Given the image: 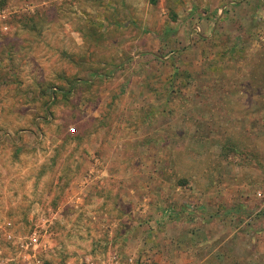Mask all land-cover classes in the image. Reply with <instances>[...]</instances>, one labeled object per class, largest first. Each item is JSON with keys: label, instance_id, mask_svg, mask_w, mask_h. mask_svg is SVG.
<instances>
[{"label": "rangeland", "instance_id": "1", "mask_svg": "<svg viewBox=\"0 0 264 264\" xmlns=\"http://www.w3.org/2000/svg\"><path fill=\"white\" fill-rule=\"evenodd\" d=\"M110 1L0 0V222L50 264H257L264 3Z\"/></svg>", "mask_w": 264, "mask_h": 264}, {"label": "built area", "instance_id": "2", "mask_svg": "<svg viewBox=\"0 0 264 264\" xmlns=\"http://www.w3.org/2000/svg\"><path fill=\"white\" fill-rule=\"evenodd\" d=\"M224 10L223 6L216 10L218 19L223 17ZM193 31L198 32L199 28L196 27ZM44 233L42 229H38V226L27 231H21L11 221L0 222V264H50L45 258L44 260H40L38 256L41 249H47ZM66 264L99 263L94 262L91 258H82L77 263L67 262ZM102 264H120V262L113 256L106 263L103 262Z\"/></svg>", "mask_w": 264, "mask_h": 264}, {"label": "crops", "instance_id": "3", "mask_svg": "<svg viewBox=\"0 0 264 264\" xmlns=\"http://www.w3.org/2000/svg\"><path fill=\"white\" fill-rule=\"evenodd\" d=\"M99 1V3L101 2V3H106L108 0H98ZM126 1L128 2V3H133V2H136L137 0H111L110 2L111 3H115V2H117V3H120V2H123V3H126ZM235 1H237L236 3L237 4H250V3H255V4H258L259 5V9H260V12H261V8L260 7H262V3H264V0H235ZM232 6H233V2H229V3H227L226 5H224L223 7L225 8V10H224V15L226 16L227 14H229L230 12H231V8H232ZM100 8V7H99ZM99 8H98V10H99ZM235 8V7H234ZM97 9V8H96ZM100 11H102V9L100 8ZM257 11V10H256ZM111 13V12H110ZM97 14H98V12H97ZM224 15H223V17H224ZM262 12L259 14V16H261L262 17ZM141 17H142V13H141ZM222 17V18H223ZM260 17V18H261ZM178 18H179V16H178ZM97 19H99V18H97ZM212 21L210 20V22L212 23V25H214L213 23H218L219 22V20H220V18L218 19L217 18V15H216V13L214 12L213 13V17H212ZM224 19V18H223ZM179 23V25H180V23H182V21L180 22H178ZM178 24H172V28L175 30L176 29V27H178L179 26ZM194 28H196V27H194ZM193 28V29H194ZM106 28H102V29H100L99 31H102L103 33H106ZM130 30V29H129ZM117 33H120V32H117ZM135 33H137L136 31H135ZM188 37H189V39H190V36H193V35H197V33H195V32H193V30H192V28H191V30H190V32H189V30H188ZM128 45L129 46H132V45H134V43L133 42H129L128 43ZM251 77H249V76H247V80H246V78H245V80L243 81L244 83H249L250 82V79ZM242 92V94L243 95H245V96H248V97H250V98H254V99H259V98H262V95H261V91L260 92H258L257 93V91L256 92H253V93H249L248 91H246V87H244V89H243V91H241ZM262 123H264V117L263 118H261V127L262 126H264V124H262ZM248 126H250V125H248ZM252 128V127H251ZM235 130H236V128H235ZM106 143H107V140H104V141H102L101 140V142L99 143V148L101 147V149H102V147H105V145H106ZM98 154H99V152L97 151V157H99L98 156ZM97 161V163L99 162V159H97L96 160ZM110 162V161H109ZM107 164H108V162H107ZM103 167V166H102ZM100 173H101V177H103V176H109V173L107 172V171H105L104 169L101 171L100 170ZM206 194H207V192H206ZM203 209L205 208V207H202ZM218 208L219 209H223V207L222 206H220V204H218ZM257 209V208H256ZM255 209V210H256ZM259 210H260V212L262 211V209H264V204H261V206H259V208H258ZM224 211L221 213L222 215H223V217L224 216H227L226 215V213H231V212H233V209H223ZM256 219V218H255ZM254 222H258V218L256 219V220H254ZM225 231H228V229H226ZM252 234H253V237L250 239V244H251V247L253 248L252 249V251L254 252L253 254H254V259H257L258 261H256L255 263H257V264H264V251L262 252L260 249H261V244H260V241L261 240H263V238H264V231H262L261 229H255L254 228V230H249ZM262 231V232H261ZM224 232V231H223ZM226 237H227V239H230L232 236H234L233 234L232 235H225ZM211 242H213V241H211ZM257 248H259V250H256ZM242 251V250H241ZM245 253V252H244ZM241 255H243V258H245L246 257V255L245 254H243V251H242V253H241ZM238 264H245L244 262L243 263H240V262H238Z\"/></svg>", "mask_w": 264, "mask_h": 264}]
</instances>
